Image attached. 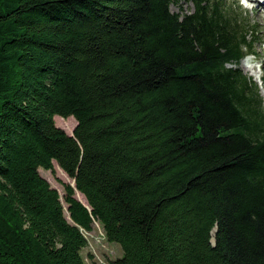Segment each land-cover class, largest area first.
<instances>
[{
  "label": "trees",
  "instance_id": "obj_1",
  "mask_svg": "<svg viewBox=\"0 0 264 264\" xmlns=\"http://www.w3.org/2000/svg\"><path fill=\"white\" fill-rule=\"evenodd\" d=\"M260 34L226 0H0V264H86L93 221L113 264H264Z\"/></svg>",
  "mask_w": 264,
  "mask_h": 264
},
{
  "label": "rangeland",
  "instance_id": "obj_2",
  "mask_svg": "<svg viewBox=\"0 0 264 264\" xmlns=\"http://www.w3.org/2000/svg\"><path fill=\"white\" fill-rule=\"evenodd\" d=\"M228 2H234L236 6H239V10L243 11V14L251 21L255 22L260 27L261 34L255 44V54L245 56L240 62L241 70L251 76L260 87V93L264 98V87L261 83V79L264 76V0H226ZM170 5L171 11H189L192 8L190 3H182L180 5ZM250 66V69H244V65ZM264 100V99H263ZM54 124L63 129L66 133L72 134L76 125V120L72 117L63 118L55 115L53 117ZM39 174L45 178L51 187L55 188L59 194V199L62 203L63 212L65 218L70 221L69 214L67 212V205L64 202V188L63 183H68L74 188V198L81 200L77 193L74 180L71 179L59 166L53 161V170H45L43 168L38 169ZM83 195L82 193H80ZM84 196V195H83ZM85 199V197H84ZM82 201V200H81ZM83 202V201H82ZM86 203V199L85 202ZM83 237L86 240V246L81 249V256L86 264H113V261L121 255V249L118 244L109 242L103 232L102 226L93 221L92 228L90 230H84L80 228ZM212 232L211 241L214 242Z\"/></svg>",
  "mask_w": 264,
  "mask_h": 264
},
{
  "label": "bare ground",
  "instance_id": "obj_3",
  "mask_svg": "<svg viewBox=\"0 0 264 264\" xmlns=\"http://www.w3.org/2000/svg\"><path fill=\"white\" fill-rule=\"evenodd\" d=\"M255 1L258 2L259 0H255ZM263 13H264V10H263ZM244 69L248 70V69H250V66H248V65L246 64V65H244ZM77 194H78V196L81 198V200H82L83 202H85L84 196L81 195L80 193H77Z\"/></svg>",
  "mask_w": 264,
  "mask_h": 264
},
{
  "label": "water",
  "instance_id": "obj_4",
  "mask_svg": "<svg viewBox=\"0 0 264 264\" xmlns=\"http://www.w3.org/2000/svg\"><path fill=\"white\" fill-rule=\"evenodd\" d=\"M73 134V133H72ZM72 134H70V135H72ZM74 180V179H73ZM77 199V198H76ZM80 203H82L83 205H85L87 208H88V206H87V202L86 203H84V202H82L81 200H79V199H77Z\"/></svg>",
  "mask_w": 264,
  "mask_h": 264
}]
</instances>
